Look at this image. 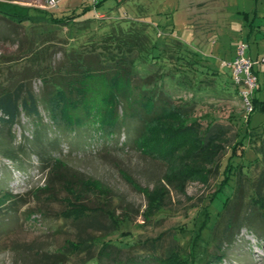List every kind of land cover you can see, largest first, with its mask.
Instances as JSON below:
<instances>
[{"label": "rangeland", "instance_id": "1", "mask_svg": "<svg viewBox=\"0 0 264 264\" xmlns=\"http://www.w3.org/2000/svg\"><path fill=\"white\" fill-rule=\"evenodd\" d=\"M99 2L95 8L61 0L50 9L45 0H0V90L23 82L38 95L40 75L68 60L96 56L111 66L126 55L139 85L151 78L138 90L162 89L172 111L146 123L135 144L138 121L110 136L92 126L69 131L52 125L39 105L47 136L59 138L50 148L53 158L92 183L78 187L75 202L94 208L104 201L115 227L102 213L93 215V225L60 216L73 196L58 187L51 198L42 189L46 172L25 139L33 123L21 113L11 134L12 143L22 145V165L0 154V194L21 195L26 203L0 213V264H45L39 255L58 253L78 239L88 249L61 264H98L101 247L111 253L102 264H264V232L256 236L242 227L233 242L220 245L228 212L218 213L233 199L237 179L243 194L251 195L264 172V102L263 111H249L226 65L240 43L251 59L264 58V0ZM26 10L33 17L23 19ZM255 68L262 100L264 62ZM208 125L223 132L206 143ZM235 152L239 156L230 158ZM96 183L108 192L107 200ZM219 249L221 261L215 258ZM171 251L176 260L166 262Z\"/></svg>", "mask_w": 264, "mask_h": 264}, {"label": "trees", "instance_id": "2", "mask_svg": "<svg viewBox=\"0 0 264 264\" xmlns=\"http://www.w3.org/2000/svg\"><path fill=\"white\" fill-rule=\"evenodd\" d=\"M99 4L98 1L95 8ZM21 15L23 19L33 17L27 10ZM255 66L252 68V72L256 75L257 83H259V71ZM136 73V68L132 67L130 61L128 62L126 55L118 58L111 66H105L101 62V58L96 56H85L78 61L68 60L61 67L51 69L47 76H41V74V87L38 95L29 87V84L23 82L0 90V135L3 134L4 136H1L4 139L8 138L7 143L0 142V154L17 166L22 165L19 158L22 145L12 143L11 128L21 113L30 117L34 128L31 138L25 137V139L30 150L36 154L39 160L40 171L46 172L45 187L42 189L53 198L58 187H61L68 193L67 195L70 194L74 198V200L73 198H66V207L60 214L62 218H71L80 225H93L95 223L93 215L102 213L111 221L114 227L116 226L112 216L113 211L110 212L111 209L109 210L104 201L102 207L94 208L79 207L80 204L75 202L76 192H79L78 187L85 186L86 183L92 185V183L83 178L77 170L53 158L50 148L58 146L59 138L47 136L48 124L43 122L39 105L44 106L52 125L59 128L63 127L69 131H77L92 126L97 130H101L105 136H110L117 130L116 128L121 129L128 121H138L140 130L133 138L136 144L145 130L146 123L162 119L172 111L170 110L172 107L168 94L162 89L152 92H146L143 89L138 90L139 86H149L152 81L149 77L139 85L136 81ZM260 91H262L260 84H256L249 98L252 112L255 109V112L263 111V109H260L261 104H259V102H264V98L262 100L259 98ZM184 111L187 112L186 109ZM194 125L199 129L198 124ZM191 127L195 128L194 126ZM205 129L203 140L206 143L214 140L222 131L217 125H208ZM239 143L241 144L240 141ZM261 148H264V139ZM237 156L239 154L235 152L230 158ZM96 187L94 189L97 190L100 196H103L102 199L107 200L106 195L108 192L104 187L99 183H96ZM251 190V195H244L240 180L237 179L233 199H228L218 210V213L228 212L219 241L220 245L221 243L233 242L236 232L242 227H245L256 236L264 232V172L260 174ZM246 198L249 200L247 205L244 206ZM25 203L21 195H11L8 192L1 193L0 213L8 212ZM206 222L207 219L203 222L204 224L202 223L200 229L205 227ZM90 240H92V237ZM94 241H92L93 244L96 243ZM88 245L90 244L86 240L78 239L67 243L62 251L55 254L42 253L38 256V259L45 264H58V262L61 264L65 262L71 253L86 251ZM115 245L117 248L120 247L117 244ZM108 251L110 250H105L104 247L99 249L98 264H102L105 255L111 254ZM177 255V253L171 251L164 259L166 262L175 261ZM216 255L215 258L221 261L224 256L223 249H219ZM164 259L159 260L160 263ZM178 259L182 260L181 258ZM129 261H133V257H129Z\"/></svg>", "mask_w": 264, "mask_h": 264}, {"label": "built area", "instance_id": "3", "mask_svg": "<svg viewBox=\"0 0 264 264\" xmlns=\"http://www.w3.org/2000/svg\"><path fill=\"white\" fill-rule=\"evenodd\" d=\"M61 0H45L46 8H56L59 5ZM91 4L92 7L98 3L99 0H83ZM246 46L244 44H239L237 46V52L233 59L228 61L226 65L232 70L233 82L236 85H240L242 87L241 95L243 97L244 104L248 108L249 111L252 110V105L250 102V95L252 90L256 87L257 78L256 75L252 72V68L259 64L260 62H264V58L260 60H254L248 57L245 53Z\"/></svg>", "mask_w": 264, "mask_h": 264}]
</instances>
